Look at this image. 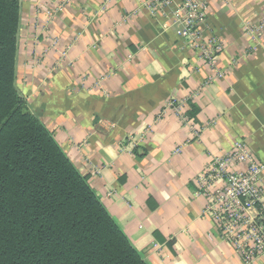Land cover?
<instances>
[{"label": "crops", "instance_id": "0c3cea01", "mask_svg": "<svg viewBox=\"0 0 264 264\" xmlns=\"http://www.w3.org/2000/svg\"><path fill=\"white\" fill-rule=\"evenodd\" d=\"M199 1L214 63L151 0H21L16 83L148 264H264L200 185L237 142L264 164V0Z\"/></svg>", "mask_w": 264, "mask_h": 264}, {"label": "trees", "instance_id": "16d2710c", "mask_svg": "<svg viewBox=\"0 0 264 264\" xmlns=\"http://www.w3.org/2000/svg\"><path fill=\"white\" fill-rule=\"evenodd\" d=\"M20 19L0 0V264H148L19 92Z\"/></svg>", "mask_w": 264, "mask_h": 264}, {"label": "built area", "instance_id": "2783aa9c", "mask_svg": "<svg viewBox=\"0 0 264 264\" xmlns=\"http://www.w3.org/2000/svg\"><path fill=\"white\" fill-rule=\"evenodd\" d=\"M174 21L182 25L181 36L210 62H215L216 51L222 43L216 35L206 37L207 11L199 0H153ZM264 164L250 151L245 142H237L232 151L208 167L200 178L201 189L209 195L206 207L213 220L222 229L246 263L253 262L264 253V225L247 213L251 205L264 206L263 191L259 185ZM218 182L221 186L213 187Z\"/></svg>", "mask_w": 264, "mask_h": 264}, {"label": "rangeland", "instance_id": "374dc122", "mask_svg": "<svg viewBox=\"0 0 264 264\" xmlns=\"http://www.w3.org/2000/svg\"><path fill=\"white\" fill-rule=\"evenodd\" d=\"M152 2H153V0H151V2H150V4H149L148 7L152 10V13H153V14H154V13L156 14V11H158V10H154V7H155V8H157V7L155 6V4L152 6V4H151ZM181 26H182V25H181ZM196 50L199 52V54H200L201 56L204 55V54L201 53V49H200V48L197 47ZM19 92H20L21 95H22V91L19 90ZM22 96H23V95H22Z\"/></svg>", "mask_w": 264, "mask_h": 264}]
</instances>
